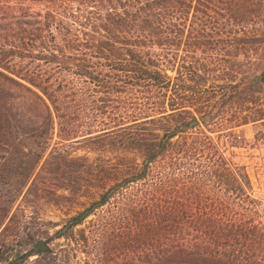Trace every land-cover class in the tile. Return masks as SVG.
Here are the masks:
<instances>
[{"label": "trees", "instance_id": "16d2710c", "mask_svg": "<svg viewBox=\"0 0 264 264\" xmlns=\"http://www.w3.org/2000/svg\"><path fill=\"white\" fill-rule=\"evenodd\" d=\"M63 1L55 3L79 5L69 22L51 12L45 13L50 21L14 20L3 26L22 25L28 36L0 42V49L7 48L0 52V150L15 157L5 162L10 170L0 177L29 189L43 169H59L77 158L93 182L86 204L49 238L65 241L60 261L264 264L262 202L252 195L244 166L233 162L226 149L239 139L234 128L264 115L249 118L242 106L230 117L223 111L230 98H238L237 90L243 93L250 90L246 85L264 84V70L227 86H205L190 61L165 47L170 27L179 31L184 21L191 28L211 19L214 9H221L218 5L239 3ZM67 4L58 16L71 7ZM53 31L59 40L68 37L73 44L81 35H95L102 40L101 55L21 51L35 47L33 38L42 32L54 40ZM62 73L67 77L57 76ZM21 92L27 94L25 101L14 105L11 98ZM127 93L134 95L130 101L119 99ZM130 105L136 113H128ZM84 109L95 115L79 120ZM23 117L32 129L21 126ZM54 126L58 141L48 148ZM24 135L40 139L41 150L25 151L15 142ZM64 143L92 144L100 158L87 163L85 157H70ZM10 221L11 216L3 228ZM27 255L29 251L18 258Z\"/></svg>", "mask_w": 264, "mask_h": 264}, {"label": "rangeland", "instance_id": "374dc122", "mask_svg": "<svg viewBox=\"0 0 264 264\" xmlns=\"http://www.w3.org/2000/svg\"><path fill=\"white\" fill-rule=\"evenodd\" d=\"M69 2L70 5L62 3L61 6V4L56 5L55 0H0V25L3 26L14 20L50 21V17L45 15L46 12H51L55 18L69 22L70 13L79 6L75 2ZM235 2L239 4H230L227 8L218 5L221 9L215 8V13H211L213 16L211 19L195 23L193 28L191 27L192 30L183 23L184 21H181L179 31L172 27L167 31L165 47L169 49L168 53L171 54L177 50L184 61H190L200 75L198 81L205 86H227L242 79L248 80L264 70V0H235ZM66 4L71 7L63 9L58 16L57 11ZM21 26H12L9 29L0 26V42L28 36L26 31L21 30ZM34 34L35 32H32L29 37ZM52 34H55L54 31ZM67 38L59 40L55 34L52 40L50 35L42 32L33 38L35 47L26 46V49L21 51L24 53L33 51L42 55L51 51L56 54L101 55L98 50L102 49L100 48L102 40L97 36L81 35V39L74 44ZM70 46L77 48V51L70 49ZM113 46L119 48L117 42ZM56 48L59 50L56 51ZM153 50L160 53L156 47ZM6 51L5 46L0 49V52ZM102 52L111 55V52L105 49ZM38 57L44 58V56ZM37 61L40 65L44 64L42 60L35 62ZM166 72L173 74L172 71ZM61 75L67 77L66 73L57 76ZM246 86L250 90H245L243 93L237 90L238 98H230L231 103L223 107V111H226L225 117H230L239 106L243 107L242 113L249 118L264 115V84ZM16 94H18L17 91ZM19 94L11 98L14 105L22 104L27 97V94L24 95L22 92ZM133 96L129 93L118 95L119 99L126 97L127 101H130L129 99ZM241 97H244L242 102ZM112 103L116 105L115 102ZM127 111L129 114L136 113L131 105L128 106ZM83 112L81 115H84L81 118L78 117L82 121L95 115L87 109ZM263 120L248 122L234 128L239 139L235 147H226V149L228 153H231L233 162L244 166L251 182L252 195L262 202L260 215L264 223V122L260 123ZM31 124L23 117L22 127L32 129ZM55 133L54 126L52 137L48 140V148L58 141ZM15 142L22 143L25 151L30 149L33 152H39L41 150L38 138L24 135L15 139ZM64 145V151L70 157H85L87 163L98 161L100 158L97 149L92 148L94 146L92 144L64 143ZM14 158L13 152L6 153L0 150V174L9 172L10 166L5 165V162L12 163ZM29 159H31L30 156L28 161ZM73 160L65 162L59 169H52V167L43 169L29 189H26V185L23 187L20 185L17 188L14 183L7 180L6 176L0 177V264H85L81 260L70 257L64 262L60 261V254L66 248L65 241L61 238L49 239L67 216L82 209L88 195L94 189L89 171L82 167L83 161L77 158ZM9 216L11 221L7 224V228H3ZM38 243L43 244H39L41 250L37 248ZM28 251L30 255L19 260L18 257Z\"/></svg>", "mask_w": 264, "mask_h": 264}, {"label": "water", "instance_id": "95a60500", "mask_svg": "<svg viewBox=\"0 0 264 264\" xmlns=\"http://www.w3.org/2000/svg\"><path fill=\"white\" fill-rule=\"evenodd\" d=\"M41 245H43V244H41Z\"/></svg>", "mask_w": 264, "mask_h": 264}]
</instances>
